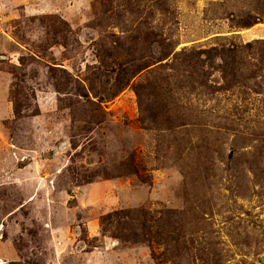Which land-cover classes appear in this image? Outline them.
Segmentation results:
<instances>
[{
  "label": "rangeland",
  "instance_id": "374dc122",
  "mask_svg": "<svg viewBox=\"0 0 264 264\" xmlns=\"http://www.w3.org/2000/svg\"><path fill=\"white\" fill-rule=\"evenodd\" d=\"M264 0H0V264H264Z\"/></svg>",
  "mask_w": 264,
  "mask_h": 264
},
{
  "label": "water",
  "instance_id": "95a60500",
  "mask_svg": "<svg viewBox=\"0 0 264 264\" xmlns=\"http://www.w3.org/2000/svg\"><path fill=\"white\" fill-rule=\"evenodd\" d=\"M262 260H264V256H262V258H261Z\"/></svg>",
  "mask_w": 264,
  "mask_h": 264
}]
</instances>
